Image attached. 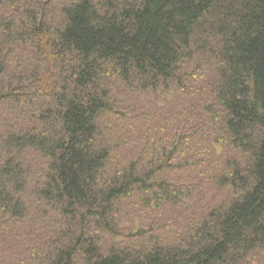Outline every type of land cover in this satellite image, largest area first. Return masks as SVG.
<instances>
[{
    "label": "trees",
    "instance_id": "trees-1",
    "mask_svg": "<svg viewBox=\"0 0 264 264\" xmlns=\"http://www.w3.org/2000/svg\"><path fill=\"white\" fill-rule=\"evenodd\" d=\"M0 264H264V0H0Z\"/></svg>",
    "mask_w": 264,
    "mask_h": 264
}]
</instances>
